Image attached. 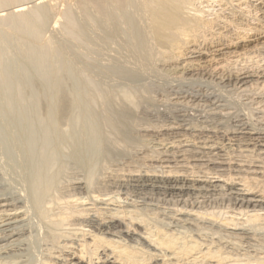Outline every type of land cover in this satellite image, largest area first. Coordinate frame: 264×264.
Wrapping results in <instances>:
<instances>
[{
	"label": "bare ground",
	"instance_id": "bare-ground-1",
	"mask_svg": "<svg viewBox=\"0 0 264 264\" xmlns=\"http://www.w3.org/2000/svg\"><path fill=\"white\" fill-rule=\"evenodd\" d=\"M255 4L0 0V264H264Z\"/></svg>",
	"mask_w": 264,
	"mask_h": 264
},
{
	"label": "rangeland",
	"instance_id": "rangeland-1",
	"mask_svg": "<svg viewBox=\"0 0 264 264\" xmlns=\"http://www.w3.org/2000/svg\"><path fill=\"white\" fill-rule=\"evenodd\" d=\"M73 6H74V9H75L76 13H78V17H80L79 19H83L82 15H81V12L77 9L76 4L73 3ZM199 6L200 7L209 6V7H207V9L212 10V13L213 12L215 13V12L220 10V7L216 3H206V2H204V4L199 5ZM60 8L64 9L63 6L60 7ZM258 8H259L258 5H256V6H254V5L251 6L250 5L247 8L248 12L246 13L245 20L242 21V24L244 25V28L246 27L245 25H247V28L256 29V30H255V32L253 34L250 35V38L246 42L236 46V50L239 51V52L248 51L253 46L257 45L259 42L264 40L263 38H260L261 36L258 37V35H260L261 33L264 32V25L261 24L260 21H259V20H264V13H262L260 11V9H258ZM248 15H249V17H247ZM58 18H59L58 19L59 20V24L57 25L58 27H55V29L53 31L52 30H48V33L46 32L45 36L47 35L46 38H53L54 41L56 40V41H59V42H64V41L68 40V38L66 37V35L64 34V31H63L64 30L63 24H64L65 20L61 16L58 17ZM60 20H61L62 23L60 22ZM81 51L83 53H87V51H85L84 49H81ZM206 61H207L206 59L203 60V62H206ZM203 66H205V65H203ZM208 70H210V69H208ZM162 72L159 73L160 76H161V78H159V80H158L159 82H156L158 85L156 84V86H154V87L152 86L153 88L151 89V96L153 97V98L151 97V99H152V102H153V99L155 101V102H153V107H155L154 110L156 109L157 112L162 111L164 108H166L168 106V104L171 102V100H173V97H170V92L172 90H171L170 86H169V89H167L166 86L168 84H170L171 81H173L174 79L179 77V75H180V74H177V72H173V71H164L163 73ZM186 72H187V70H186ZM163 79H165V80H163ZM200 79H202V81L206 82V80L204 78H200ZM208 81L210 82V80H208ZM212 82L217 87V89L218 90L221 89V91H223V90H231L232 88L237 87L235 85V83L232 82V83H226L225 84L226 86H229L228 89L227 88L223 89L224 87L221 86V85H218L217 82H215V81H212ZM159 84H160V86H159ZM163 88H164V90H163ZM224 94H226V93H224ZM235 97H233L234 103L236 105L240 104V108H242V106H243L242 109H244L245 113L249 114V111H248L247 108L250 107V106H246V101L244 99H241V98H238V97L235 98ZM155 105H157V106H155ZM200 105L207 106L205 104H200ZM245 108H246V110H245ZM251 121L255 122V118L252 117Z\"/></svg>",
	"mask_w": 264,
	"mask_h": 264
}]
</instances>
